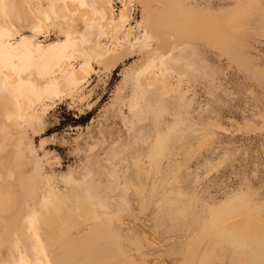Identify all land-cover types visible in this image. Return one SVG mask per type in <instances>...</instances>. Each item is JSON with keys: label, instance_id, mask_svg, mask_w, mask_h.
Returning a JSON list of instances; mask_svg holds the SVG:
<instances>
[{"label": "rangeland", "instance_id": "obj_1", "mask_svg": "<svg viewBox=\"0 0 264 264\" xmlns=\"http://www.w3.org/2000/svg\"><path fill=\"white\" fill-rule=\"evenodd\" d=\"M71 1L94 18L68 14ZM165 3L176 15L187 9L194 29H213L217 45L197 36L158 46L138 0H0V264H52L39 227L66 216L57 190L96 187L106 176L124 190L132 176L150 199L145 216L155 228L136 227L151 239L149 264H200L205 254V264H264V0H152L151 8ZM62 55L63 83L48 85ZM74 69L85 77L75 80ZM18 97L29 100L27 112ZM223 158L211 174L208 162ZM199 176H236L228 187L252 195L206 209L220 182ZM99 199H91L95 224L112 218ZM134 199L143 218L142 197ZM233 208L246 221L235 229L220 219ZM192 220L200 227L189 237Z\"/></svg>", "mask_w": 264, "mask_h": 264}, {"label": "crops", "instance_id": "obj_2", "mask_svg": "<svg viewBox=\"0 0 264 264\" xmlns=\"http://www.w3.org/2000/svg\"><path fill=\"white\" fill-rule=\"evenodd\" d=\"M16 19L19 21L18 16ZM213 134L214 136L216 134L215 128L213 129ZM212 141L210 140L209 149ZM198 142L200 141H192L187 147ZM225 159L223 158L220 162H216V160L213 162L209 161V172L213 171V169L215 173L220 170L226 163V161L224 162ZM106 177L102 184L98 183L96 187L87 184L77 188L73 184H69L67 187L57 190V195L61 197L66 209V216L62 224L57 227L40 224L43 246L53 264L150 263L152 258L151 239L145 233L136 232V227L145 228L147 222H149L147 229L149 227L155 228L151 227V225L155 224L156 220L151 223L145 216L148 208H146V205H148L147 203L150 202V199L145 193H142L140 187H137L138 183L132 176L127 178V183L132 186L131 189L127 190L115 188L114 184L109 182V179H112L109 177H114L113 180L117 181L119 179L118 176ZM201 177L214 179L221 183L217 185L215 192L211 194L212 200L205 205L206 209L244 190L248 191L250 196L252 195L250 189L245 186L244 188L246 189L243 190H235L230 188V186L228 187V180H236V176H199V179ZM137 196L142 197L139 201L140 203L142 202L144 207L143 218L140 213L135 212L136 201L134 197ZM93 198H100L99 200H101L102 204L109 209V214L112 215L110 220L105 219L98 224L93 223L92 214L97 211L96 205L91 200ZM190 208L200 212V208L196 205L190 206ZM192 221L191 228L189 227L186 232L189 237L200 227V225L197 226V223H200L199 221ZM185 250L182 247L181 251Z\"/></svg>", "mask_w": 264, "mask_h": 264}, {"label": "bare ground", "instance_id": "obj_3", "mask_svg": "<svg viewBox=\"0 0 264 264\" xmlns=\"http://www.w3.org/2000/svg\"><path fill=\"white\" fill-rule=\"evenodd\" d=\"M142 6V11H143V18L145 20V24L148 27V29L155 31L157 37H160L163 39L161 44H158V46H163L164 45H170V44H181L184 43L186 41H188L189 39L192 38H197V36H202V37H206V38H210L212 39V43L216 46L217 45V38L218 36H216L213 32V29H211L208 25L201 23V26H198V30L194 29V25L192 24L193 21H191V18H189L190 16H188L189 12L187 11V9L183 8V12L179 13L178 15H176L175 13H173V8L171 7V3H165L163 4V8L161 11L158 9H152L151 8V1L152 0H138ZM69 2V1H68ZM66 5V4H65ZM67 10H68V14H70L71 12H75L78 13L80 15V17L83 20H87L86 22L91 21L94 16L92 14H90L89 9L86 7L81 6L80 4H78L75 1H71L69 4H67L66 6ZM109 8V7H108ZM103 10V14H104V19H101L102 21H100L102 23L103 26L107 27L109 30L112 29V26L114 24V19L111 17V15L108 12L107 6L105 5V3H102V8ZM187 14H186V13ZM127 12L125 9L121 10L120 13V18L122 19V22L124 20L127 19ZM30 19H32L35 23H40L42 28H45V22L44 19L41 18L40 16L32 13V15H30ZM69 15L67 16L68 19ZM67 25H68V21H67ZM123 28L125 27V24L122 26ZM118 31V30H117ZM208 33V34H207ZM127 34H130V31L128 29ZM170 37L172 40L170 41H165V38ZM69 69V61L67 60L66 55H62L60 57V61L59 64L54 68L55 72H59L62 71L61 73H59L58 75L54 76L53 80L48 81V79H45L44 81L48 84V85H60L63 83L62 80H64V72H66ZM3 74L8 78L7 80L9 82H6L7 84L11 85L12 87H14L16 78L13 76L12 72L10 71L9 68L3 70ZM25 75V74H24ZM70 75L75 79V80H80L83 79L85 77L84 72L81 69H74L72 70V72H70ZM24 81H29V79L27 80V75L26 77H24ZM153 81L154 78H151ZM43 81V82H44ZM44 82V83H45ZM30 83L37 85V86H41L42 81L38 80V81H30ZM20 86V85H19ZM20 90V87H19ZM21 98V97H20ZM18 97V101H20V99ZM29 100L26 98H23V100H21L19 102V105H21V113L27 112L28 108L30 107L29 105ZM252 126V125H251ZM254 127V126H253ZM251 129V128H250ZM2 207V205H1ZM243 210L240 209H235L233 208V213H230L229 211L225 212V216L220 218L223 222V224L229 226L232 229H235V227L237 226V224H246V221L244 220V216L243 214ZM227 220V221H226ZM40 228V227H39ZM25 237L23 240L31 239V233H24ZM209 260V256L208 255H204L203 259L200 261V264H205L207 261ZM43 264H47L45 261H43ZM53 264V263H52ZM140 264V263H139Z\"/></svg>", "mask_w": 264, "mask_h": 264}]
</instances>
